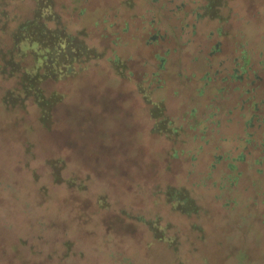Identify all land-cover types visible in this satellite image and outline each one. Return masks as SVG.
<instances>
[{
	"label": "rangeland",
	"instance_id": "rangeland-1",
	"mask_svg": "<svg viewBox=\"0 0 264 264\" xmlns=\"http://www.w3.org/2000/svg\"><path fill=\"white\" fill-rule=\"evenodd\" d=\"M52 1L101 57L44 84L64 95L49 129L31 102H0V264H264V149L246 126L264 98V0H226L222 20L200 16L204 0ZM138 84L176 133L152 131Z\"/></svg>",
	"mask_w": 264,
	"mask_h": 264
},
{
	"label": "trees",
	"instance_id": "trees-1",
	"mask_svg": "<svg viewBox=\"0 0 264 264\" xmlns=\"http://www.w3.org/2000/svg\"><path fill=\"white\" fill-rule=\"evenodd\" d=\"M225 2L226 0H204L199 8L200 16L222 20L220 12ZM8 6L6 0H0V80L13 81L3 87L0 102L5 108L21 110L25 109L26 102H31L38 111L39 124L49 129L64 95L60 91L46 93L44 84L60 82L76 75L85 66L98 60L101 54L88 46L82 38L65 31L52 0H32L30 14L22 17L11 16ZM260 63L264 64V59H260ZM123 69L122 64L117 61L114 63V70L120 77H124ZM254 79L259 80L258 75ZM137 86L145 103L149 105L150 117L156 120L152 131L158 134L176 133V129L168 128L170 122L164 115L163 104L153 101L145 89L139 84ZM257 88L255 85L246 90L245 94L255 93ZM245 103L247 102L243 100L241 108H244ZM250 110L246 126L252 128L250 126L256 123L261 130L259 145L264 149V117L261 118V114H264V98L258 103L254 101ZM242 156H238L236 160H241ZM61 164V161L51 162L52 179L57 184L62 183ZM70 183L74 184L72 181ZM164 195L174 209L184 214L198 212L196 202L183 189L168 187ZM151 228L155 238L164 240L155 225Z\"/></svg>",
	"mask_w": 264,
	"mask_h": 264
}]
</instances>
